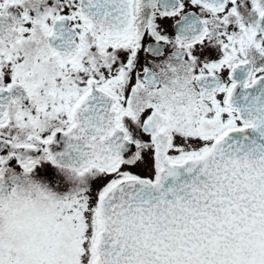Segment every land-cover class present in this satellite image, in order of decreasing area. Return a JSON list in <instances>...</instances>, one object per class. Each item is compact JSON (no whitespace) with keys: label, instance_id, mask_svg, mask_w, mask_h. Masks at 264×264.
<instances>
[{"label":"snow or ice","instance_id":"1","mask_svg":"<svg viewBox=\"0 0 264 264\" xmlns=\"http://www.w3.org/2000/svg\"><path fill=\"white\" fill-rule=\"evenodd\" d=\"M0 264H264V0H0Z\"/></svg>","mask_w":264,"mask_h":264}]
</instances>
